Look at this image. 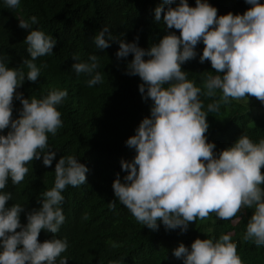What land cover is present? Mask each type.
Instances as JSON below:
<instances>
[{
    "label": "clouds",
    "instance_id": "clouds-1",
    "mask_svg": "<svg viewBox=\"0 0 264 264\" xmlns=\"http://www.w3.org/2000/svg\"><path fill=\"white\" fill-rule=\"evenodd\" d=\"M174 2L163 0L167 10L163 5L158 6L155 20L161 21L163 14L164 24L179 30V37L166 35L147 51L136 42L119 43L117 58L133 56L127 65L128 74L141 78L144 83L139 91L154 106L151 118L143 119L136 135L126 141L137 155L131 163L121 162L122 170L128 175L124 183L117 175L112 184L114 195L139 223L153 231L158 230V220L166 230L179 228L186 232L190 222L207 219L210 213L231 220L242 208H254L243 239L262 246L264 139L253 143L243 135L216 158L215 144L206 142L208 124L199 99L201 88L187 79L181 65L195 58L194 48L202 40L205 47L200 62L208 60L217 73H225L222 77L209 74L204 80L207 96H215L216 89L222 91L218 101L207 105L208 112H218L221 104H228L230 98L251 96L264 103V4L245 0L252 7L243 15L229 13L217 17V9L201 0H196L195 7H190L187 0H180L173 8ZM5 4L18 8L20 0H5ZM38 22L32 16L30 23L19 20L18 25L30 30L24 41L30 59H24L23 65L29 70L26 79L33 83L41 71L35 61L52 54L57 44L56 39L43 31L31 30V25ZM112 39L109 28L104 26L95 35L94 44L104 50L110 47ZM145 56L150 59L146 61ZM99 67V57L90 55L88 62L75 63L72 69L78 77L80 74L90 77L86 84L93 87L103 82L102 74L97 71ZM24 81V72L8 68L0 57V132L11 129L6 136L0 135V247L3 249L0 264H56L69 247L67 238L39 243L38 236L41 230L52 234L59 231L65 221L61 193L69 185L78 187L85 183L89 169L75 156L61 157L55 165L54 187L41 194L42 207L27 215L28 223L24 227L20 223L23 206L16 203L6 208L12 194L2 190L9 178L14 186L20 184L29 171L25 165L40 160L41 156L43 165L51 167L56 153L48 145L47 134L55 136L62 127L57 106L68 96L67 90L54 89L42 99H24L22 94H16ZM165 84L169 86L164 87ZM14 95L22 104L20 118L15 120L12 119ZM109 208L114 210L115 202H110ZM18 228L21 231L17 232ZM111 246L119 247L116 243ZM173 255L182 258L183 264H244L230 234L221 235L215 242L196 239L190 252L180 244ZM59 264H68V258H60Z\"/></svg>",
    "mask_w": 264,
    "mask_h": 264
},
{
    "label": "trees",
    "instance_id": "trees-1",
    "mask_svg": "<svg viewBox=\"0 0 264 264\" xmlns=\"http://www.w3.org/2000/svg\"><path fill=\"white\" fill-rule=\"evenodd\" d=\"M179 2L175 0L171 7H177ZM201 2L216 8L217 17L229 13L243 15L252 7L245 0ZM259 2L264 4V0ZM187 3L190 7L196 6V0H187ZM161 5L167 10L168 5H164L163 0H20L18 8H9L5 0H0V57L8 68L22 70L25 74V81L16 89V94L30 100L31 97L42 99L54 89L68 92L57 106L62 127L55 136L47 134L48 145L56 153L51 167L43 165L41 156L40 160L25 165L29 171L20 184L14 186L9 178L2 190L12 194L6 208L16 203L23 206L20 223L22 227L26 226L27 215L42 207L41 194L54 187L56 163L63 156L72 155L89 169L86 182L78 187L69 185L61 193L65 221L59 231L52 234L41 230L38 236L39 243L67 238L69 247L60 258L67 257L68 264H110L111 261L118 264H183L182 258L173 255L180 244L190 252L196 239L215 242L221 235L229 234L237 244V254L244 264H264V245L257 247L254 241L243 239L254 208H242L231 220L210 213L207 219L197 218L190 222L186 232L179 228L166 230L158 220V230L153 231L139 223L114 195L112 184L117 175L122 183L128 175L122 170L121 162L131 163L137 155L126 141L136 135L143 119L151 118L154 106V102L145 99L139 91V86L144 83L141 78L128 74L127 65L133 56L118 59L116 53L121 41L136 42L147 51L166 35L180 36L179 30L167 28L163 14L161 21L155 20V9ZM32 16L39 22L32 24L31 30H41L57 41L52 54L35 61L41 68L35 83L26 79L29 70L23 65L24 59H30L28 45L24 42L30 30L18 26L19 20L30 23ZM104 26L109 28L113 39L109 41L110 47L99 50L94 37ZM136 37H139L138 41ZM204 47L201 40L194 48L195 58L183 63L181 70L188 80L201 88L199 99L204 105L202 111L207 114L208 124L206 142L215 144L213 153L218 158L243 135L253 143L264 139V103L251 96L239 100L230 98L228 104H221L218 112H208L207 105L218 101L222 91L216 89L215 96H207L204 80L209 74L222 77L225 73H217L208 60L200 62ZM90 55L99 57L97 71L103 76V82L93 87L86 84L90 77L85 74L78 77L72 69L75 63L88 62ZM144 59L147 61L150 57ZM45 63L48 66L41 67ZM21 111L22 104L14 95L12 119L20 118ZM10 130L5 129L0 135L6 136ZM261 173L264 174V167ZM261 188L264 189V184ZM110 202H115L114 210L109 208ZM112 243L119 247H112Z\"/></svg>",
    "mask_w": 264,
    "mask_h": 264
},
{
    "label": "rangeland",
    "instance_id": "rangeland-1",
    "mask_svg": "<svg viewBox=\"0 0 264 264\" xmlns=\"http://www.w3.org/2000/svg\"><path fill=\"white\" fill-rule=\"evenodd\" d=\"M243 103H247V102L243 100Z\"/></svg>",
    "mask_w": 264,
    "mask_h": 264
}]
</instances>
